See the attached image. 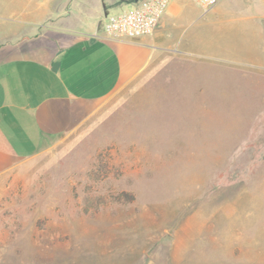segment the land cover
<instances>
[{
	"label": "rangeland",
	"instance_id": "1",
	"mask_svg": "<svg viewBox=\"0 0 264 264\" xmlns=\"http://www.w3.org/2000/svg\"><path fill=\"white\" fill-rule=\"evenodd\" d=\"M200 12L186 34L216 61L162 55L0 173V264H170L215 214L264 213V53L237 14Z\"/></svg>",
	"mask_w": 264,
	"mask_h": 264
},
{
	"label": "crops",
	"instance_id": "2",
	"mask_svg": "<svg viewBox=\"0 0 264 264\" xmlns=\"http://www.w3.org/2000/svg\"><path fill=\"white\" fill-rule=\"evenodd\" d=\"M144 1L0 0V173L52 146L75 125L79 105L110 97L162 55L216 61L205 29L186 34L204 15L190 0H173L151 35H106L109 16ZM219 7L247 22L264 53V0ZM215 216L211 227L185 231L170 264H264V213Z\"/></svg>",
	"mask_w": 264,
	"mask_h": 264
},
{
	"label": "built area",
	"instance_id": "3",
	"mask_svg": "<svg viewBox=\"0 0 264 264\" xmlns=\"http://www.w3.org/2000/svg\"><path fill=\"white\" fill-rule=\"evenodd\" d=\"M173 0H146L129 11L108 17L104 30L109 38L136 40L151 35ZM204 12H209L224 0H190Z\"/></svg>",
	"mask_w": 264,
	"mask_h": 264
}]
</instances>
